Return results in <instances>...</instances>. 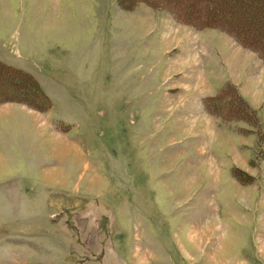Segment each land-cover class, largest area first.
Listing matches in <instances>:
<instances>
[{
  "label": "rangeland",
  "instance_id": "rangeland-1",
  "mask_svg": "<svg viewBox=\"0 0 264 264\" xmlns=\"http://www.w3.org/2000/svg\"><path fill=\"white\" fill-rule=\"evenodd\" d=\"M260 48L246 0H0L49 101L0 103V264H264Z\"/></svg>",
  "mask_w": 264,
  "mask_h": 264
},
{
  "label": "trees",
  "instance_id": "trees-1",
  "mask_svg": "<svg viewBox=\"0 0 264 264\" xmlns=\"http://www.w3.org/2000/svg\"><path fill=\"white\" fill-rule=\"evenodd\" d=\"M246 2L252 3L253 5H260V8L264 7V0H246ZM210 8L212 10L215 9L213 4L210 6ZM220 16L221 17L219 19H217V18H215V19L210 18L209 19L208 18V19H205L202 21H199L197 19V22H195L196 21V19H195L196 17H195L192 20V22L196 23V25H201V26H205V27H216L217 26V27L223 29V31L229 33L230 35L232 34V36L235 39H237L240 43H242L244 45L250 44V42H252L249 39L250 37L246 34L238 35V34L232 33L231 32L232 29H231L230 25L229 24L227 25V23L224 24L225 21L224 20L222 21V19L225 16L224 17L222 15H220ZM252 25H254V24H252ZM255 28H257V27H255ZM251 37H252V35H251ZM260 53L264 55V49L260 48ZM13 69L15 70V72L21 71L20 69L13 68L12 66L3 63L0 60V103L8 102V101H17V102H23V103L25 102L31 108L37 109L38 111H44L49 106L47 94H45L42 91V89H40L39 86L36 85L34 78L30 74L25 72V75H27V76H20V77L13 76V74L15 73V72L13 73ZM26 77H28L29 79ZM229 85H231V84H229ZM220 89H218V91H217L218 93L216 92L215 95H211V96L206 97L204 99V105H205V107H207L206 109L209 111V113L216 114V116H218L219 112H223V114L225 112H227L226 109L229 108V106L231 107V105H232L230 100H226V101L221 100V98H223L224 95L221 94ZM235 89L238 90L236 87H235ZM234 96H235V94L233 92L231 99H233ZM36 97H39L40 100L37 101ZM238 101H240V100L238 99ZM235 104H237V103H235ZM223 110L224 111L226 110V111L224 112ZM257 129L259 130V127ZM257 135L261 139L264 136V131L260 132V134H257ZM262 151L260 150V152H262Z\"/></svg>",
  "mask_w": 264,
  "mask_h": 264
}]
</instances>
